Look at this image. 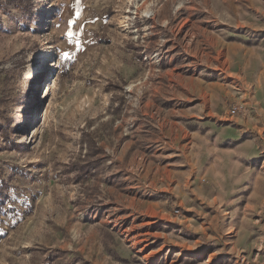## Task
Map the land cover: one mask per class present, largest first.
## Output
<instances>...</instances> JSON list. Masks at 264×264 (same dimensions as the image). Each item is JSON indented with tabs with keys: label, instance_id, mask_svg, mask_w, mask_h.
Returning <instances> with one entry per match:
<instances>
[{
	"label": "rangeland",
	"instance_id": "374dc122",
	"mask_svg": "<svg viewBox=\"0 0 264 264\" xmlns=\"http://www.w3.org/2000/svg\"><path fill=\"white\" fill-rule=\"evenodd\" d=\"M0 264H264V0H0Z\"/></svg>",
	"mask_w": 264,
	"mask_h": 264
},
{
	"label": "snow or ice",
	"instance_id": "6c2138e0",
	"mask_svg": "<svg viewBox=\"0 0 264 264\" xmlns=\"http://www.w3.org/2000/svg\"><path fill=\"white\" fill-rule=\"evenodd\" d=\"M69 23V31L67 32V37H68V42L69 43H71L72 42V38H73V36L75 35L72 31H71V25L73 24V23H75V21H69L68 22ZM65 56L67 55L66 53L64 54Z\"/></svg>",
	"mask_w": 264,
	"mask_h": 264
},
{
	"label": "bare ground",
	"instance_id": "6f19581e",
	"mask_svg": "<svg viewBox=\"0 0 264 264\" xmlns=\"http://www.w3.org/2000/svg\"><path fill=\"white\" fill-rule=\"evenodd\" d=\"M53 54V53H52ZM46 65H48V64H46Z\"/></svg>",
	"mask_w": 264,
	"mask_h": 264
}]
</instances>
